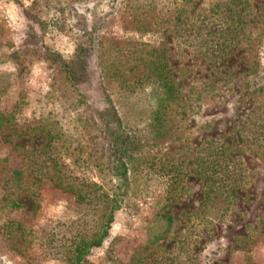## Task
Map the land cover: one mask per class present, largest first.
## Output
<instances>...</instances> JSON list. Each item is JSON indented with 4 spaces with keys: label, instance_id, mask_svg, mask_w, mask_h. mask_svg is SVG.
<instances>
[{
    "label": "rangeland",
    "instance_id": "rangeland-1",
    "mask_svg": "<svg viewBox=\"0 0 264 264\" xmlns=\"http://www.w3.org/2000/svg\"><path fill=\"white\" fill-rule=\"evenodd\" d=\"M0 264H264V0H0Z\"/></svg>",
    "mask_w": 264,
    "mask_h": 264
},
{
    "label": "trees",
    "instance_id": "trees-1",
    "mask_svg": "<svg viewBox=\"0 0 264 264\" xmlns=\"http://www.w3.org/2000/svg\"><path fill=\"white\" fill-rule=\"evenodd\" d=\"M68 69L73 75L75 79V73L69 64H66ZM172 87V86H171ZM170 87V88H171ZM118 146V162H120L114 169L116 171V175L121 179V185L124 189L129 187V167L127 161L134 157V151H137L141 148L140 140H136L131 136V134L124 133V136H120L116 141ZM120 199L117 197H113L111 200L110 210L106 215V218L102 221L99 230L95 233L94 237L87 242H83L77 247V256L76 260L78 262L82 261L91 251V249L95 246H100L105 238H107L110 234V229L115 221V213L120 207ZM169 221H171V216H166Z\"/></svg>",
    "mask_w": 264,
    "mask_h": 264
}]
</instances>
